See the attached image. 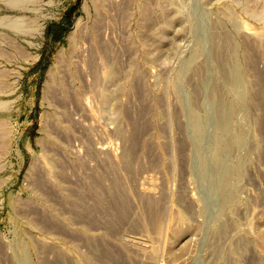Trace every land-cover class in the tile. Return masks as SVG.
Masks as SVG:
<instances>
[{"label":"rangeland","instance_id":"rangeland-1","mask_svg":"<svg viewBox=\"0 0 264 264\" xmlns=\"http://www.w3.org/2000/svg\"><path fill=\"white\" fill-rule=\"evenodd\" d=\"M0 264H264V0H0Z\"/></svg>","mask_w":264,"mask_h":264},{"label":"bare ground","instance_id":"bare-ground-1","mask_svg":"<svg viewBox=\"0 0 264 264\" xmlns=\"http://www.w3.org/2000/svg\"><path fill=\"white\" fill-rule=\"evenodd\" d=\"M221 111H222V110H221ZM221 111H220V112H221ZM221 113H222V112H221ZM221 113H220V114H221ZM217 115H218V114H217ZM221 115H222V114H221ZM219 119H220V118H219ZM225 123H227V122H225ZM222 124H223V122H222ZM35 182H36V181H35ZM46 183H47V182H46ZM42 184H43V183H42ZM42 189H43V188H42ZM98 192H99V191H98ZM100 192H101V191H100ZM100 192H99V193H100ZM109 192H110V191H109ZM111 192H112V191H111ZM92 193H93V192H92ZM103 194H104V193H103ZM102 197H103V196H102ZM102 199H103V198H102ZM97 200H98V199H97ZM114 200H115V199H114ZM99 202H100V201H99ZM84 211H85V210H84ZM110 211H111V210H110ZM76 215H77V214H76ZM103 216H104V215H103ZM99 243H100V242H99ZM91 250H92V249H91ZM109 251H110V250H108V252H109ZM97 255H98V254H97ZM99 255H100V254H99Z\"/></svg>","mask_w":264,"mask_h":264}]
</instances>
